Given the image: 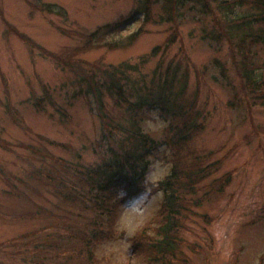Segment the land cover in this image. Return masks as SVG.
Returning a JSON list of instances; mask_svg holds the SVG:
<instances>
[{
  "label": "rangeland",
  "instance_id": "rangeland-1",
  "mask_svg": "<svg viewBox=\"0 0 264 264\" xmlns=\"http://www.w3.org/2000/svg\"><path fill=\"white\" fill-rule=\"evenodd\" d=\"M146 3L147 0H0V141L13 150L0 145V264H152L156 259V255L142 250L143 241L135 248L129 238L143 230L149 234L150 227L158 224L161 193L147 187L123 203L114 238L97 244L92 259L87 261L81 253L82 244L75 243L68 251L58 249L59 237L65 236L62 220L75 221L64 217L72 209L27 175L42 168L28 147L48 157L68 160L80 152L91 162L92 156L85 149L99 128V121L91 117L79 97L66 101L63 107L53 106V102H62L57 95L53 99V94L65 82V73L40 49L64 57L66 51L84 43L81 35L128 19ZM152 10L153 21L158 22L163 14L161 5ZM144 21L145 13H138L124 34L138 30ZM212 25L210 18L205 22L186 21L180 27V40L165 57L166 62L174 57L181 60L180 72L188 77L187 100L197 98L200 120L205 124L191 148L200 154L213 153L209 163L221 160L220 169L204 184L232 173L223 191L191 208L212 220L191 216L188 231L181 236L186 244L181 247L180 257L187 264H264V105L252 102L245 94L229 56V44L223 41L215 50L200 41L201 29L210 31ZM173 29L169 24H147V33L133 46L115 52L95 49L82 58L113 65L135 62L163 46L175 32ZM23 36L35 46H27ZM161 54L162 51L149 63L148 69L161 61ZM214 60L223 69L211 66ZM37 103L43 106L41 110L34 107ZM54 108L66 114L67 119H61ZM148 115L146 130L161 139L166 124L157 114ZM40 137L66 144L73 151L42 143ZM169 171L170 165L155 161L149 179L155 184ZM205 193L199 190L196 198ZM27 234L30 235L24 237Z\"/></svg>",
  "mask_w": 264,
  "mask_h": 264
},
{
  "label": "trees",
  "instance_id": "trees-1",
  "mask_svg": "<svg viewBox=\"0 0 264 264\" xmlns=\"http://www.w3.org/2000/svg\"><path fill=\"white\" fill-rule=\"evenodd\" d=\"M159 2L161 4L147 0L143 8L138 7L137 13H131L133 16L130 18L81 35L84 43L66 51L64 57L45 48L40 49L45 58L54 60L65 73V82L53 94V99L57 95L62 102H53V106L58 104L63 107L66 101L79 97L84 100L91 117L99 121L95 139L90 140L85 149L92 156L91 162L80 152L73 153L74 157L68 160L48 157L28 147L42 166L27 174L29 180L42 184L72 209L64 217L75 221L62 220L64 227L61 229L65 236L59 237L58 249L68 251L69 246L82 244L81 253L87 261L92 259L97 244L114 238L121 205L150 187L154 193L163 196L158 224L150 227L151 233L143 230L129 239L135 248L143 241L142 250L156 255L152 264H187L180 257L181 247L186 244L181 236L188 231L187 222L192 215L207 222L212 220L206 215L199 216L191 208L201 206L211 195L223 191L231 180L232 173H228L208 185L204 184L220 169L221 160L209 163L213 153L200 154L191 148L205 124L200 120L197 98L187 100L188 77L187 73L180 72L181 60L174 57L165 61L169 48L180 40V27L186 21L212 20L210 31L205 27L201 29L200 41L215 50H219L218 46L226 41L232 65L243 83L245 94L252 102L264 105V0ZM157 5H161L163 14L155 22L152 8ZM143 12L144 23L138 30L125 35L138 13ZM147 24L173 25L175 32L163 46L156 47L135 62L124 61L113 65L82 58L95 49L115 52L133 46L138 38L147 33ZM23 41L27 46H35L26 37ZM161 51V61L148 69L149 63ZM211 66L223 69L217 60ZM34 107L37 110L43 108L41 103ZM54 110L61 119H67L66 114ZM151 113L157 114L159 120L166 124L161 139L155 138L145 128ZM40 140L50 146L73 151L66 144L44 137ZM0 145L13 151L12 146L3 140ZM162 160L170 165V171L164 179L153 184L149 176L154 162ZM199 190H206V193L196 198ZM47 230L43 229V232ZM45 240L48 242V238Z\"/></svg>",
  "mask_w": 264,
  "mask_h": 264
}]
</instances>
